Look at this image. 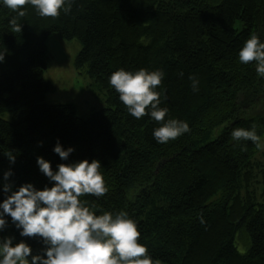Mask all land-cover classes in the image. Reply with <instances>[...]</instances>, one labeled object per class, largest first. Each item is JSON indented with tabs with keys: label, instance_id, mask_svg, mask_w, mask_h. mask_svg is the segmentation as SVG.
<instances>
[{
	"label": "trees",
	"instance_id": "16d2710c",
	"mask_svg": "<svg viewBox=\"0 0 264 264\" xmlns=\"http://www.w3.org/2000/svg\"><path fill=\"white\" fill-rule=\"evenodd\" d=\"M22 10L19 17L0 0V203L24 184L54 186L38 157L53 172L95 159L108 191L80 199L97 215L126 212L154 262L264 264V199L255 201L249 188L264 163L254 159L251 141L231 136L253 124L264 134V77L254 62L239 60L252 34L264 42V0H72L58 18L41 17L31 5ZM13 18L21 32L12 30ZM52 33L80 41L75 67L112 107L81 118L69 103L44 102L52 89L42 77ZM119 69L162 71L156 91L165 119L184 121L190 131L159 143L153 132L160 123L131 116L110 85ZM57 144L74 149L67 160L54 152ZM3 218L1 237L45 255L42 238L21 236L11 217Z\"/></svg>",
	"mask_w": 264,
	"mask_h": 264
},
{
	"label": "clouds",
	"instance_id": "9594fccd",
	"mask_svg": "<svg viewBox=\"0 0 264 264\" xmlns=\"http://www.w3.org/2000/svg\"><path fill=\"white\" fill-rule=\"evenodd\" d=\"M71 3L72 0H3V5L19 17L25 16L22 9L31 5L41 17L58 18L61 11H70ZM10 24L14 32H21L16 18ZM239 60L243 64L254 62L257 74L264 77V42L252 34L240 49ZM163 76L160 70L119 69L109 78L131 116L140 119L150 115L160 123L153 132L159 143L175 140L190 131L184 121L165 119L168 109L160 107L161 94L156 91ZM190 80L193 90H197L199 82L194 77ZM231 136L235 141H251L257 149L264 150V141L257 134L255 124L247 129L235 128ZM73 150H64L59 144L54 148L62 160H67ZM8 156L14 163L11 153ZM37 163L54 186L36 190L32 184H24L11 191V185L5 184L3 191L11 194L0 203V229L6 226L3 217L9 215L16 227L22 229L21 236L43 239L47 245L45 255L32 256L29 261L30 246L24 242L13 246L12 239L7 238L0 244V264H154L148 248L139 243L141 233L136 222L126 212L105 211L97 215L80 199L85 195L101 197L108 191L98 160L62 163L55 172L43 157H38ZM10 175L5 173L4 178L7 180Z\"/></svg>",
	"mask_w": 264,
	"mask_h": 264
},
{
	"label": "rangeland",
	"instance_id": "374dc122",
	"mask_svg": "<svg viewBox=\"0 0 264 264\" xmlns=\"http://www.w3.org/2000/svg\"><path fill=\"white\" fill-rule=\"evenodd\" d=\"M81 43L77 39H65L57 33H52L46 40V60L43 79L52 84V89L44 96L48 104L69 103L73 106L77 116L85 118L92 111L105 107H112L108 102L107 94L101 90L94 79L84 69L75 67V58L80 51ZM219 132V130H217ZM264 141V134L261 136ZM254 159L264 163V150L257 149ZM254 193L255 201L264 199V175L257 177L249 187ZM242 191L244 189L241 188ZM7 235H5L6 237ZM6 238L0 235V244ZM19 242L12 241L13 246ZM247 244H239V251L244 252ZM31 255L28 257L31 261ZM154 264H164L154 262Z\"/></svg>",
	"mask_w": 264,
	"mask_h": 264
}]
</instances>
